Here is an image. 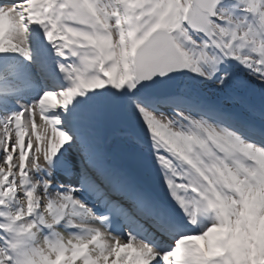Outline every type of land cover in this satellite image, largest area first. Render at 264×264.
I'll return each mask as SVG.
<instances>
[{
  "label": "snow or ice",
  "instance_id": "obj_1",
  "mask_svg": "<svg viewBox=\"0 0 264 264\" xmlns=\"http://www.w3.org/2000/svg\"><path fill=\"white\" fill-rule=\"evenodd\" d=\"M0 264H264V0H0Z\"/></svg>",
  "mask_w": 264,
  "mask_h": 264
},
{
  "label": "bare ground",
  "instance_id": "obj_2",
  "mask_svg": "<svg viewBox=\"0 0 264 264\" xmlns=\"http://www.w3.org/2000/svg\"><path fill=\"white\" fill-rule=\"evenodd\" d=\"M65 235H67V233H65Z\"/></svg>",
  "mask_w": 264,
  "mask_h": 264
}]
</instances>
